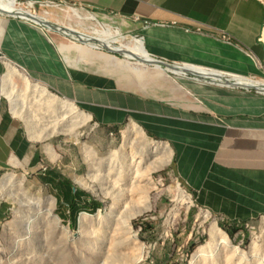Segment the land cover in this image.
Returning a JSON list of instances; mask_svg holds the SVG:
<instances>
[{"label":"crops","instance_id":"1","mask_svg":"<svg viewBox=\"0 0 264 264\" xmlns=\"http://www.w3.org/2000/svg\"><path fill=\"white\" fill-rule=\"evenodd\" d=\"M64 1L129 22L152 58L264 78L262 0ZM69 48L36 24L0 14V56L7 60L0 59V108L8 62L44 85L49 98L73 102L96 123L135 124L152 141L166 144L174 177L197 206L234 223L264 220V95L177 77L174 90L147 95L86 64L77 66L67 55ZM148 69L165 81L174 76ZM13 118L8 104L0 113V172L12 158L15 165L38 162ZM5 210L0 200V217Z\"/></svg>","mask_w":264,"mask_h":264},{"label":"rangeland","instance_id":"2","mask_svg":"<svg viewBox=\"0 0 264 264\" xmlns=\"http://www.w3.org/2000/svg\"><path fill=\"white\" fill-rule=\"evenodd\" d=\"M15 1L19 7H25L24 9H28L33 14L45 18L54 27L70 26L69 28L90 34L93 28L100 30V26L104 25L111 30H118L123 35L124 38L118 40L119 44L133 41L139 37L138 33L135 32V27L129 22L115 18L110 14L91 12L95 15L99 26L90 19L91 16H88L87 13L80 12L82 18L77 19L66 12L68 9H83L78 5L62 4L58 0H40L32 4L20 0ZM262 1L264 2V0ZM44 3L49 6L47 8L42 7ZM99 17L112 18L126 26L121 28ZM43 30L49 36L70 46L67 55L77 66L86 64L85 66L92 70L110 75L120 86L127 89L158 96L165 93V89L174 90V87H177L175 77L194 81L193 78L183 75L170 76L165 81L156 77V73L148 69V67H152L143 62L137 64L134 60H126L119 53H112L106 49L89 48L81 41L72 39L59 31L48 30L45 27ZM261 40L264 43V28ZM141 45L145 50L142 40ZM260 65V69L264 70V60L260 62ZM16 68L19 69L17 66ZM158 73L161 74V71L159 70ZM247 78L264 83L262 77ZM13 83L15 89L22 93V95L20 94L21 99L30 101L23 80L13 78ZM3 96L6 100L3 98L1 101L0 113L3 111L6 113L8 104L11 106L10 96L4 93ZM39 103L35 106L37 110H42L41 112L49 110L52 114H56L57 110L52 108L44 99H40ZM13 120L22 135L26 136L22 123L25 122L24 119L15 117ZM129 126L130 124H124L120 127L103 126L96 123L90 116V119L78 128L81 133L78 142L64 134L49 136L47 142L53 146L58 156L55 160L47 157L43 142L28 139L31 148L37 151L38 162L28 166L19 165V162L15 165V158H12L9 161L10 165L0 172V180L5 175L13 174L17 179L24 180L26 194L40 197L48 194L53 196L55 200L54 213L59 217L62 224L69 228L71 236L60 234L52 226H44V228L34 226L29 233H26L20 226L21 218L24 216L21 215L20 218V215L15 214L19 210L18 205L14 203L11 197L2 194L0 191V200L6 205V210L0 217V264H77L76 262L67 263L65 258L72 257L77 253L81 254L84 260L90 258L94 260L92 256L106 251V247L109 248L110 246V251L123 256L128 261L143 252V257L135 264H190L195 250L208 242V230L213 222H216L217 227L227 235L235 246L243 250H247L252 242L258 240L262 220H255L248 224L230 222L197 206L193 196L182 185L179 187L184 191L185 197L187 196L189 201L184 197L180 198L176 188L178 180L171 170V160L162 169L152 172L155 182L160 183L158 186L160 193L155 197L151 195L150 208L142 213H135L129 220V228L126 227L122 223V219L129 213L136 212L143 207L144 201L135 199L121 204L111 197L93 195L86 187L92 186L99 192L97 178L89 179V175L93 171L90 170V166L84 160L80 146L82 143L90 145L101 155L109 150L118 151L123 147L124 133ZM123 157H125L124 154ZM123 157L113 158L109 162L108 172L109 170L111 172L120 170L119 175L125 178L128 174V165ZM116 164L117 167H115ZM45 169H51L68 180L74 189L84 194V200L97 202L100 204L99 207L94 212H78L76 222L71 227L69 212L61 197L41 175ZM106 172V168L100 166V173L104 175ZM107 174L109 178H114L111 173ZM206 213L209 214L208 218H204ZM81 214L85 215L86 218L83 233L78 231ZM72 233H76V235L73 237ZM58 257H62V259L59 260Z\"/></svg>","mask_w":264,"mask_h":264},{"label":"bare ground","instance_id":"3","mask_svg":"<svg viewBox=\"0 0 264 264\" xmlns=\"http://www.w3.org/2000/svg\"><path fill=\"white\" fill-rule=\"evenodd\" d=\"M48 6L49 5L46 3L42 5L44 8H47ZM24 8L19 7L15 0H0L1 13H7L14 16L22 15L37 20L48 30L59 31L64 35L68 34L72 39L81 41L89 48L106 49L112 53H119L126 60H134L137 64L138 62H152L151 57L147 55L141 45V39L136 37L137 39H134L133 41L119 44L118 40L124 38L123 35H121L118 30H111L104 25L100 26L96 23L98 21L94 16H91L90 19L94 20L101 29L98 30L97 28H93L90 34H86L74 28H69L70 26L61 27L60 25V27H54L49 24L48 20L45 18L35 15L28 9ZM66 12L72 14L77 19L82 18L80 12L92 14L82 9H68ZM61 28L66 29L67 33L65 34ZM5 66L6 71L1 76L2 93L10 96L11 114L13 117H21L24 119L27 138L32 141L43 142L44 151L47 154V157L51 160H55L58 156L56 155L53 146L47 142L49 136L52 134H64L68 138H73L78 142L81 135L78 128L90 119V115L80 110L73 102L67 101V99L63 100L60 98L58 100H52L51 97L50 99L47 96V90L44 85L38 82L34 83V81H31L27 75L13 67L8 62L5 63ZM172 71L177 75L184 76V74L190 73L193 76L208 77L223 73L193 65H178L176 68H172ZM156 72L158 73L159 69H157ZM230 77L233 79L222 77L216 82L223 86H231L232 83L228 80H242V77L239 76ZM13 78H21L23 80L25 84L23 85L29 94L30 101L21 99L20 94L22 95V93H19L18 90L15 89ZM262 84L263 82L257 81L253 86H258V88H260ZM40 99H44L45 102L48 101L50 105L54 103V107L57 110L56 114H52L49 110H43V112H41L42 110H37L35 106L39 103ZM124 136L123 147L118 151L109 150L104 155H101L94 147L85 143H82L80 149L84 160L87 161L90 170L93 171L89 175V179L92 180L97 178L96 182L97 189L100 190L99 192L98 190L93 189L92 186L86 187L93 193V195L111 197L113 200H116L121 204H125L135 199L144 201L143 207L136 210V212L129 213L122 219V223L129 228L130 218L135 213L138 214L148 210L151 206V195L155 197L160 193L158 190L160 183L155 182L152 177V172L162 169L169 164L171 153L166 144L149 140L144 132L135 124H130L125 131ZM123 154L125 157H123ZM122 157L128 165V174L125 178L119 175L118 172L120 170H115L114 172L109 170L108 172L110 166L109 162L113 158ZM115 162L117 163V160ZM100 166L106 168V174L103 175L100 173ZM115 167H117V164ZM107 173H111L114 178H109ZM0 187L2 194L11 197L14 203L18 205L19 210H17L15 214L20 215V218L21 215L24 216L21 218L22 222L20 223V226L26 233H29L34 226L39 228L52 226L53 229L60 234L71 236L69 228L64 226L59 217L54 213L55 200L53 196L48 194L44 197H40L26 194L24 190V180L17 179L13 174H8L1 178ZM176 188L179 197H184L189 201V198L187 196L185 197L184 191L178 186ZM208 217L209 214L206 213L204 218ZM85 220V215L81 214L78 230L81 233H83L82 231L84 230ZM75 235L72 233L73 237ZM208 236V242L199 246V248H197L192 254L190 264H264V220L261 222V230L258 240L252 242L247 250L235 246L227 235L217 227L216 222H213L210 225ZM110 247H106V251L92 256L94 260L91 258L89 260H84L81 254L76 253V255H73L72 257H66L65 261L67 263L76 262L77 264H135L136 262H139L144 255L142 252L139 256L130 258V261H128L123 256L110 251ZM62 257H58V259L61 260Z\"/></svg>","mask_w":264,"mask_h":264},{"label":"trees","instance_id":"4","mask_svg":"<svg viewBox=\"0 0 264 264\" xmlns=\"http://www.w3.org/2000/svg\"><path fill=\"white\" fill-rule=\"evenodd\" d=\"M41 175L47 183L54 187L61 197L69 212L71 227H73L76 222L78 212H94L99 207L100 204L97 202H87L84 200V194L82 192L74 189L73 185L68 180L62 178L51 169H45Z\"/></svg>","mask_w":264,"mask_h":264},{"label":"water","instance_id":"5","mask_svg":"<svg viewBox=\"0 0 264 264\" xmlns=\"http://www.w3.org/2000/svg\"><path fill=\"white\" fill-rule=\"evenodd\" d=\"M0 14H4L6 16L13 17V18H20V19L26 20L28 22H31L33 24H36V25L40 26L41 28H44V26L42 25L41 22H39L37 20H34V19H31V18H27V17L22 16V15L14 16V15H10V14H7V13H1V12H0ZM61 29H62V31L65 32V34L67 33L66 29H63V28H61ZM66 35L68 37H71L68 34H66ZM103 50H105V49H103ZM109 52H111V51H109ZM151 60H152V62H145V64L147 66H151L152 68H158L160 70H163V71L169 73L170 75L178 76L177 74H175L172 71V68H174V67L176 68L180 64L169 63V62H165L163 60L155 59V58H152V57H151ZM184 76H189V77L193 78L195 81H198V82H201V83H208V84H213V85L226 87V88H229V87L238 88V89L245 90V91L253 90L254 92L264 93V85H263L264 83L261 85V87L259 86L260 88H258V86L257 87L253 86V84L257 82L256 80L249 79V78H247L245 76H239V75H235V74H223V73L217 74L215 76H210V77H208V76H193L190 73H186V74H184ZM230 76H239V77H242V80H240V81L228 80L229 82L232 83L231 86H223V85H220V84H218L216 82L218 79H220L222 77H227V78L229 77L228 79H233ZM74 235H75V233H74Z\"/></svg>","mask_w":264,"mask_h":264},{"label":"built area","instance_id":"6","mask_svg":"<svg viewBox=\"0 0 264 264\" xmlns=\"http://www.w3.org/2000/svg\"><path fill=\"white\" fill-rule=\"evenodd\" d=\"M20 1H25V2H27L28 4H32V3H37L38 1H36V0H20ZM60 3H62V4H68V3H66L64 0H58ZM74 5V4H73ZM4 15V14H3ZM221 39H223L224 41H229V38L228 37H226V36H221ZM0 59H3V61H7L6 59H4L3 58V56H0ZM255 93H257V94H261V95H264V93H259V92H255ZM181 184L178 182L177 183V186L179 187Z\"/></svg>","mask_w":264,"mask_h":264}]
</instances>
